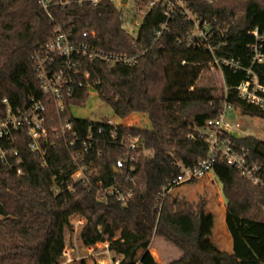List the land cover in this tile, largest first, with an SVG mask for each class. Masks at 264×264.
Listing matches in <instances>:
<instances>
[{
	"label": "trees",
	"instance_id": "obj_1",
	"mask_svg": "<svg viewBox=\"0 0 264 264\" xmlns=\"http://www.w3.org/2000/svg\"><path fill=\"white\" fill-rule=\"evenodd\" d=\"M183 1L197 20L214 29H228L226 45L214 51L215 57L239 59L247 65L245 48L253 40L248 31L264 26V0ZM169 2L176 12L171 18L163 14ZM149 4L152 6L145 11L135 33L111 0H101L96 6L84 3L51 10L55 19L74 25L76 36L94 31L98 47L105 52L138 56L133 67L82 59L81 70L88 73V83L115 116L144 115L151 129L122 126L117 129V141H113L111 128L101 125L102 142L85 152L82 142L69 147L70 133L53 135L52 129L68 119L78 137L87 132L97 136L99 124L73 117L70 109L86 103L87 89L77 88L65 98L62 112L47 103L50 142L45 163L28 151L24 142L16 147L23 160V174L0 171V264H59L65 236L73 233L71 221L76 217L85 221L79 235L83 246L108 242L109 250L121 258L118 264H159L150 253L154 236L181 253L164 264H264L262 217L251 220L226 215L232 254L203 250L196 232L184 236L165 222L164 229L157 226L165 195L175 188L172 182L182 173L178 165L194 168L207 156L206 144L191 140L190 133L215 119L222 108L216 87L197 85L211 69L213 55L201 43L188 45L193 22L180 14L175 0H137L141 8ZM52 27L38 0H0V100L7 99L14 109L24 108L31 96L40 97L31 56L48 43ZM222 75L229 89L228 105L243 116L264 121V112L239 99L233 90L244 76L226 67ZM131 138L139 142L131 152L133 161L126 167L133 184L121 182V170H115L123 156L119 141L126 143ZM231 139L264 163V142L251 136ZM78 151L81 154L74 161ZM83 163L99 174L103 187L120 181L132 193L131 198L125 203L115 198L104 201L96 186L98 180L90 178L88 184L73 180L72 174ZM222 169L253 195L263 214L264 189L251 186L231 167ZM60 182L64 184L60 186Z\"/></svg>",
	"mask_w": 264,
	"mask_h": 264
},
{
	"label": "built area",
	"instance_id": "obj_2",
	"mask_svg": "<svg viewBox=\"0 0 264 264\" xmlns=\"http://www.w3.org/2000/svg\"><path fill=\"white\" fill-rule=\"evenodd\" d=\"M100 1L38 0L53 26L48 43L36 50L31 56L37 75L40 97L31 96L27 105L19 109H14L7 99L0 100V171H15L17 176L23 174V160L16 147L17 144L21 145L24 142L27 144V150L36 154L41 158L43 164L45 163L44 159L50 142L47 129V103H53L56 110L62 112L65 98L71 97L75 89L85 87L88 96H91L92 91H95L93 86L88 83V73L81 70L82 59L101 61L109 66L121 64L133 67L136 65L138 56L127 57L105 52L98 47L99 40L94 31H86L76 36L74 25L62 23L55 19L51 12L54 7L81 6L84 3L96 6ZM175 3L180 7V14L193 22V29L187 38L188 45L196 47L201 43L213 55L210 67L212 71H217L220 75L221 92H219V98L222 110L215 119L207 120L202 127L190 133L189 138L191 140H198L206 144L207 156L194 168L178 165L182 173L172 182V186L177 187L183 183L199 180L210 176L215 169L228 166L233 168L240 178L251 186L264 189V163L255 160L249 149L237 147L231 139V137H241L232 134L230 130L233 128L240 130V123L237 121L238 114L243 115L239 110L228 105L227 93L229 89L226 87L222 75L223 67L229 68L233 74L243 75L244 78L233 87V90L239 99L264 112V83L262 82L264 80V26L262 28L254 27L248 31V35L253 40L246 45L247 65H243L239 59L217 58L214 55L215 50L226 45L224 36L228 34V29L225 26L214 29L211 24L197 20L196 15L192 13L183 0H175ZM151 6L152 4H149L145 11ZM173 7L172 3L169 2L163 14L168 18L174 16L176 12ZM212 42L216 43L213 45ZM231 115L234 117L231 118ZM94 122L99 124L97 136L92 132H87L84 137H78L74 132L73 123L68 119L60 121L59 128L52 129V134L70 133L72 138L69 140V147L74 146L75 142H82V150L86 152L93 144L102 142L99 138L103 134L101 125H106L111 128L110 139L117 141V129L123 126L121 123H117L113 119L103 118ZM262 132V137H251L264 142V129ZM138 143L137 138L128 139L126 143L122 139L119 141L123 156L116 162L115 170H121V182L123 183L133 184V180L126 174V167L133 161L131 152L137 148ZM80 154L81 151L76 152L74 161ZM71 177L83 184H88L90 178L98 180L96 186L101 190L104 201L108 198H115L117 202L125 203L132 196L130 191L123 188L120 181L109 187H103L102 182L99 181V174L92 171L90 166L84 163L82 166H78ZM236 183L241 184L240 181H236ZM63 184L60 182V186ZM57 191L58 188H55V192ZM83 224V219L77 218L76 225L82 226ZM94 246L87 247L88 251H93ZM66 255L67 252L63 251L62 257ZM118 262L116 261L115 264ZM59 264L66 263L60 261Z\"/></svg>",
	"mask_w": 264,
	"mask_h": 264
},
{
	"label": "rangeland",
	"instance_id": "obj_3",
	"mask_svg": "<svg viewBox=\"0 0 264 264\" xmlns=\"http://www.w3.org/2000/svg\"><path fill=\"white\" fill-rule=\"evenodd\" d=\"M111 1L125 16L126 26L135 33L143 19L145 8L139 7L137 0H128L126 4H121L122 0ZM197 85L214 86L216 87V95H219V92H221L219 72L210 69L200 77ZM99 96L97 91H92L91 96H88L83 106L72 107L71 113L73 117L91 121H97L102 118L113 119L125 127L151 129L148 118L141 114H129L120 120L114 115L112 108L103 103ZM237 121L240 123V130L233 128L230 130L232 134L241 137L246 135L263 136V120L238 114ZM242 190H245L242 185L229 179L227 172L221 168L215 169L210 176L180 184L167 192L157 226L159 229H164L165 216L170 215L179 224L180 222L189 224V229L186 233L195 234L196 232L198 244L207 237L208 233L211 234L209 230L211 226L217 231V235L220 236L218 222L223 213L227 212L231 202H245L246 204V201L249 200H245L246 198L241 194ZM246 195L253 198L251 194ZM253 200L255 206H257L254 198ZM77 218H73L71 221L73 233L65 236L64 251L67 252V255L60 259L61 263L76 264L79 261H84L86 264H115L116 261L120 262L121 258L109 250L108 242L96 244L93 251H88V248L83 246L79 235L84 224L77 226ZM83 222L85 223L84 219ZM207 249L212 250L211 247ZM221 249L223 248L215 247L213 250L221 252ZM150 253L154 257L155 262L159 264L177 259L181 255L172 245L156 236L152 238Z\"/></svg>",
	"mask_w": 264,
	"mask_h": 264
},
{
	"label": "crops",
	"instance_id": "obj_4",
	"mask_svg": "<svg viewBox=\"0 0 264 264\" xmlns=\"http://www.w3.org/2000/svg\"><path fill=\"white\" fill-rule=\"evenodd\" d=\"M117 117V116H116ZM119 118V117H118ZM122 118H120L121 120ZM242 195H244L243 197H245L246 204L245 202L241 203V202H236V201H232L231 204L229 205V208L227 210L228 213L232 214V215H236L238 217L241 218H247V219H251V220H256L259 219L260 217H264V213L261 214L259 208L257 206H255L254 200L251 196H248L246 194L247 191L242 190L241 191ZM250 201V202H249ZM223 213V215L221 216L219 222H218V226L220 229V236L217 235V231L215 229H213V226L210 227V233H208L206 236V238L204 240H202L200 242V247L203 250H207V251H214V252H220V251H215L213 250L215 247L217 248H223L221 249V252H226L229 254L233 253V243H232V238L231 235L229 234V232L227 231L226 228V213ZM166 215V214H165ZM165 224L166 226H169L170 229H172L175 233H178L180 235H186V232L189 229V224L187 223H181L179 224V222L174 221V218L170 215H166L165 216ZM210 236V237H209ZM203 239V238H202ZM211 247L212 250H208L207 248Z\"/></svg>",
	"mask_w": 264,
	"mask_h": 264
},
{
	"label": "water",
	"instance_id": "obj_5",
	"mask_svg": "<svg viewBox=\"0 0 264 264\" xmlns=\"http://www.w3.org/2000/svg\"><path fill=\"white\" fill-rule=\"evenodd\" d=\"M127 1H128V0H122V1H121V4H126ZM233 117H234V115H231V118H233Z\"/></svg>",
	"mask_w": 264,
	"mask_h": 264
}]
</instances>
